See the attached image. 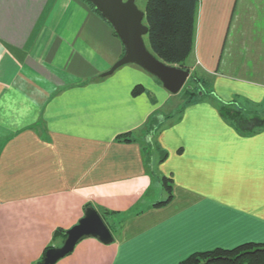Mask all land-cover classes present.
Here are the masks:
<instances>
[{"label":"crops","instance_id":"obj_1","mask_svg":"<svg viewBox=\"0 0 264 264\" xmlns=\"http://www.w3.org/2000/svg\"><path fill=\"white\" fill-rule=\"evenodd\" d=\"M239 2L198 0L190 68L257 80L217 76L215 98L188 103L135 65L102 77L124 50L82 0H0V264H37L86 206L114 241L86 238L57 264H179L264 244V62L233 36ZM163 179L171 199L155 207Z\"/></svg>","mask_w":264,"mask_h":264},{"label":"water","instance_id":"obj_2","mask_svg":"<svg viewBox=\"0 0 264 264\" xmlns=\"http://www.w3.org/2000/svg\"><path fill=\"white\" fill-rule=\"evenodd\" d=\"M100 18L108 24L123 47L122 57L102 77L112 75L125 65H135L155 77L171 94H177L190 77V70L167 66L152 55L146 47L144 37L148 28L144 25V13L135 0H86ZM86 238H93L109 245L113 236L100 214L87 207L83 217L65 232V238L58 247L49 248L37 264H57L71 253L75 246Z\"/></svg>","mask_w":264,"mask_h":264},{"label":"trees","instance_id":"obj_3","mask_svg":"<svg viewBox=\"0 0 264 264\" xmlns=\"http://www.w3.org/2000/svg\"><path fill=\"white\" fill-rule=\"evenodd\" d=\"M82 1L94 11L86 0ZM197 5L198 0H147L143 21L148 28L147 45L152 55L162 63L180 69L190 68L188 60L193 52ZM191 90L189 88L187 93L188 103L192 102L195 92ZM141 91V88H136L134 94ZM162 185L167 199L157 203L155 207L163 206L171 199L170 180L163 179ZM65 232L56 231L54 235L59 234L64 239ZM49 248L52 246L47 247L44 253ZM179 264H264V244H244L230 250L216 249L195 253Z\"/></svg>","mask_w":264,"mask_h":264},{"label":"rangeland","instance_id":"obj_4","mask_svg":"<svg viewBox=\"0 0 264 264\" xmlns=\"http://www.w3.org/2000/svg\"><path fill=\"white\" fill-rule=\"evenodd\" d=\"M142 1V0H141ZM140 5V1L136 2V7L139 9ZM142 8V7H141ZM140 10V9H139ZM259 19L262 23L257 22L256 20ZM262 31L264 32V0H240V2L238 3V11H237V18L234 22L233 25V36L234 34L239 35L244 34L246 35L247 39L246 42L248 43L249 46V50L250 48L252 49V51H256L261 52L262 55L259 57V59L262 60V62H264V34L262 33ZM261 33L262 36L260 38V41L258 42L259 44H257V42L253 41V38H255V33ZM254 34V35H251ZM144 41L147 45V38L144 37ZM232 40H229V42H231ZM251 51V50H250ZM228 53V52H226ZM249 58H257V56H253V57H248ZM239 59V57L237 58ZM223 60H226L229 63H232V65H234L235 63V56L234 54L230 53V54H226L223 57ZM188 64L191 65L190 61L188 60ZM166 65V64H165ZM168 66V65H167ZM174 67V66H171ZM191 67V66H190ZM251 67V66H250ZM177 68V67H176ZM188 70H190V77L188 78L187 82L185 83V85L183 86V88L179 91V97L180 100H183V97L185 98V100H187V96H188V90L189 88H191V91H195L194 92V96L192 98V101H196L197 99H199V97H203V98H215V94H214V81L218 77H221L219 79L222 78H236L235 80H257L256 79V74L258 73H254V75L249 71H245L242 73L236 72V71H230V72H224L222 69L219 71V73L215 76H210L207 75L204 76V79H199V80H195V78H197V76H200L202 78V76L200 75L201 73L198 71H193V69L191 68H187ZM184 70V69H183ZM261 75L262 78H264V73H259ZM230 76V77H229ZM198 79V78H197ZM178 92V93H179ZM196 94H198V97L196 96ZM196 96V97H195ZM235 99L237 100L238 103H242L241 98H239L238 96L235 97ZM239 106V105H238ZM242 107H244V111L246 112H250L251 109L247 108L245 105H243ZM261 113V112H260ZM264 113V112H263ZM239 113H237V111L230 113V118L232 121H234V119H242L243 121H254V119H257V117L255 118L253 114L250 113H242L244 117L240 118V116H237ZM258 114V113H256ZM257 116H261L260 114H258ZM258 119L260 121H264L263 117H258Z\"/></svg>","mask_w":264,"mask_h":264}]
</instances>
